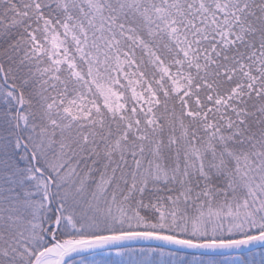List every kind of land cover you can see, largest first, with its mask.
<instances>
[{
    "label": "snow or ice",
    "instance_id": "obj_1",
    "mask_svg": "<svg viewBox=\"0 0 264 264\" xmlns=\"http://www.w3.org/2000/svg\"><path fill=\"white\" fill-rule=\"evenodd\" d=\"M0 264H264V0H0Z\"/></svg>",
    "mask_w": 264,
    "mask_h": 264
}]
</instances>
